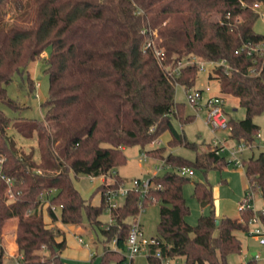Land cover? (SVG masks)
I'll return each instance as SVG.
<instances>
[{
  "label": "trees",
  "instance_id": "obj_1",
  "mask_svg": "<svg viewBox=\"0 0 264 264\" xmlns=\"http://www.w3.org/2000/svg\"><path fill=\"white\" fill-rule=\"evenodd\" d=\"M242 1L0 0V104L20 108L7 86L30 63L44 61L49 77L42 119H13L0 108L2 172L14 179V199L9 201L0 177V264L5 255L3 228L12 218L18 220V264H72L62 257L66 232L56 222L82 225L85 216L103 236L98 264H123L131 221L140 213V203L145 208L155 202L160 204V219L158 235L153 237L156 242L148 245L149 262L185 257L186 264H229V255L241 253L242 241L235 232L248 231L253 209L240 210L241 219L218 217L208 179L195 183L194 195L203 206H210L209 214L200 215L196 225L186 220L190 207L183 187L191 179L177 169L207 173L216 168L214 151L197 152L195 159H189L166 152V146L146 149L147 156L163 160L174 170L153 175L144 196L129 190L117 206H110L106 192L128 181L115 172L126 164L128 146L146 148L169 131L170 147L198 150L197 143L174 123L178 120L184 126L194 120L176 100V88L195 87L199 65L183 67L177 77L166 68L183 58L195 55L202 61L226 62L212 69L211 78H217L221 92L237 97L246 110L242 119L230 117V136L257 142L260 127L254 118L264 113V55H250L245 45L264 41V34L254 28L260 13L253 9L255 2L264 9V0ZM32 5L35 17L29 25L27 10ZM155 30L156 45L164 49L163 62L153 49H144ZM252 66L261 68L260 74H250ZM10 126L26 139L37 137L39 160L34 150H19L8 134ZM244 162L247 191L260 192L264 198V150ZM80 174L107 179L86 199L75 184ZM100 191V205L92 204ZM46 193L52 225L44 216ZM52 205L61 209L60 216ZM108 210L112 222L105 224L100 217ZM261 220L264 224V214Z\"/></svg>",
  "mask_w": 264,
  "mask_h": 264
},
{
  "label": "rangeland",
  "instance_id": "obj_2",
  "mask_svg": "<svg viewBox=\"0 0 264 264\" xmlns=\"http://www.w3.org/2000/svg\"><path fill=\"white\" fill-rule=\"evenodd\" d=\"M34 15L35 5H32L27 10L28 20L26 23L31 25L34 22ZM254 28L257 32L264 34V16L261 15L257 19ZM184 60L187 61V59ZM45 67L46 63L44 61H37L30 63L26 69L15 74L12 82L8 84L7 89L9 95L19 102L20 108L15 110L5 104H0V108L8 116L12 117L13 119H17L19 117L42 119L44 117L45 107H43L42 104L47 99L49 91V77L44 71ZM205 67L207 71L199 72V79L196 86L205 87L208 83H210L213 91L218 93L220 90V84H218L216 81L209 80L207 77L208 70H211L212 66L210 64H205ZM29 80L31 81L32 87ZM225 96V109L228 113V116L233 117L236 120L244 118L246 115V110L240 105L239 99L231 94H227ZM176 100L185 105L186 113L193 115L194 120L185 124L184 126H182L178 120H175V126L179 131H184L190 141L197 143L198 150L196 151L184 146H178L176 148L170 147L168 145V142L171 138L169 131H165L159 138H157L159 143L151 142L146 148H143L140 145L126 147L125 154L127 156V162L126 164L119 167L120 174L128 180L124 184L126 188L132 187L131 180L136 178L145 180L151 178L155 174L163 175L167 171L174 170L172 167L165 165L161 159L149 156L145 158L144 152L146 149L166 146V152L173 151L174 153L182 155L186 158L195 159L197 152L205 153L214 151L211 142L215 137H218L220 140H227V143L231 146H235L237 144L236 140L232 139L230 136V128H219L214 131L211 126L206 123V109L195 108L189 102L186 89L182 85H178L176 88ZM254 121L260 127L259 133L261 134V138H256L257 142L244 150L242 153L244 159H248L252 155L257 156L261 151L264 150V113L257 115L254 118ZM8 134L15 138L17 147L21 152L29 153L31 150H34L35 159L39 158L40 153L36 136L31 139H24V137L18 133L13 126H10L8 129ZM222 157L224 158H221L220 156L217 157L215 154L212 165L216 168L210 169L207 173L200 169H194L195 173L189 176L191 180L186 182L183 187L184 197L188 206L190 207V212L187 215L186 220L191 225L197 224L200 215L209 214L210 212V206H203L194 195L195 183L199 181H205L207 179L210 181L213 188L217 216H230L239 218L240 202L244 199L248 187L245 166H237L234 164V162H228V151L223 153ZM225 161L228 163L224 167ZM156 166H158L160 169L158 170ZM89 177V175L80 174L76 179L78 189L84 196H87L88 198L95 191L93 190V187L98 182V179H90ZM111 178L112 177L109 179ZM124 199L125 196L120 194L116 198V202L122 204ZM250 205L253 206V208L257 211L264 208V198L260 192H254L250 200ZM100 219L105 224L108 223L110 221L109 211H106L104 214H102ZM137 219L141 223L144 235L147 238L157 236V226L160 219V204L156 202L148 204L140 211ZM65 232L67 237V247L63 251L62 256L66 261L72 264L99 263L100 256L104 250V240L100 228H93L85 216L82 225L65 224ZM235 233L242 241V251L241 253L229 255L228 263L246 264L249 260L253 259V253L258 252L260 256L254 260L257 261V264H264V245L260 243L259 239L248 232L236 231ZM96 234L98 235L97 239L94 238V235ZM80 236L84 240L83 243L79 241ZM110 245L112 248L115 247L114 242H112ZM93 255H96V257L92 261ZM2 264H18V260L16 258H10L4 255ZM126 264L155 263L148 261L147 254L144 251L134 256L133 261H131V258L127 257Z\"/></svg>",
  "mask_w": 264,
  "mask_h": 264
},
{
  "label": "built area",
  "instance_id": "obj_3",
  "mask_svg": "<svg viewBox=\"0 0 264 264\" xmlns=\"http://www.w3.org/2000/svg\"><path fill=\"white\" fill-rule=\"evenodd\" d=\"M242 3L244 4L243 1ZM253 9L257 10L260 13V16L261 15L264 16V9L259 2H255L253 4ZM227 17L229 18L230 15L227 14ZM156 38H158V33L155 30L151 32V36L145 42L144 49H148V48L153 49L158 59L160 60V62H163L162 60H163L164 49L159 48L156 45ZM245 46L248 48L250 55L258 53V52L261 56L264 55V41L256 45H252L249 42ZM42 55H46V52H43ZM184 59H187V61ZM196 63L199 65V71H207L205 64H210L212 67H211V70L210 69L208 70V72L212 71V69L216 66L226 65V62L224 60L223 61H202V60H199L198 57L192 56L189 58H183L179 60L175 65L168 64L166 65V68L169 70L172 76L177 77L181 74L183 67L187 65H191V64H196ZM260 72H261V68H258L257 66H252L249 69V73L252 75H258L260 74ZM185 89L187 92V98L189 102L195 108L206 109L207 111L206 123L209 126H211V128L214 131L219 128H230V133H231L232 127L229 123L230 118L225 109V97L221 92L215 93L210 84H207L205 87L195 86L192 88L185 87ZM260 137H261V134L258 132V134L256 135V138L259 139ZM156 142L159 143V140L155 139L153 141V143H156ZM236 142L237 144L235 146L234 145L231 146L227 143V140H220L218 137H215L211 143L213 145V149L217 157L220 156L221 158H224L222 157V154L228 151L229 153V158L227 160L228 162H234V164L237 166H245L242 153L244 152V150L252 146V144L246 143L245 141H236ZM144 156L146 158L147 154L144 153ZM4 160L5 158L3 156L0 157V177H1V180H5L9 184L10 190L8 192V199L13 200L14 195L11 192V185L14 179L6 177L3 174L2 165H3ZM227 161H225L224 167L227 165L228 163ZM156 168L158 170L160 169L158 166H156ZM177 171L184 176H191L195 173V170L189 167L178 168ZM131 182H132V187L126 188L125 185H121L119 188L109 189L106 192L107 200L110 206L119 205V203L116 202V198L120 194L126 196L128 191L131 189L141 191L142 196H144V194L150 189L152 185L150 178L145 179V180L136 178L134 180H131ZM253 194L254 192L251 189L246 192L244 199L240 202L239 210H244L246 208L253 209L254 213H253V216L250 218L249 229L247 232L253 236H256L259 239L260 243L264 245V224L261 220V215L264 214V208L257 211L253 208V206L250 205V200ZM42 201L44 202V204L46 203L47 205L49 204V199L45 198V196H42ZM140 206L142 210L143 209L142 203H140ZM57 208H58L57 206L52 205L53 211L56 212ZM109 222H112L111 217H110ZM79 241L82 243L84 242L82 237H79ZM155 242L156 241L153 237L147 238L144 235V231L141 226V223L139 222L137 217H135L131 221V229H130V233L128 236L127 251L125 255L126 257H129L132 260L134 256H136L139 253H142L145 251L147 254L148 245L150 243H155ZM157 256L161 257V254L158 252ZM259 256L260 255L258 252L253 253V259H257ZM123 264H126V262ZM162 264H186V261L182 262L179 259H177V257H174V258L163 259Z\"/></svg>",
  "mask_w": 264,
  "mask_h": 264
},
{
  "label": "crops",
  "instance_id": "obj_4",
  "mask_svg": "<svg viewBox=\"0 0 264 264\" xmlns=\"http://www.w3.org/2000/svg\"><path fill=\"white\" fill-rule=\"evenodd\" d=\"M207 77L209 80H213V81H216L218 84H219V81L217 78H211V71L208 72L207 74ZM210 82V81H209ZM210 84V83H208ZM219 92H221V90H219ZM222 93V92H221ZM224 96L227 95V94H224L222 93ZM226 97V96H225ZM227 112V111H226ZM228 114V113H227ZM230 118V117H229ZM261 138V137H260ZM259 138V139H260ZM26 139V138H24ZM126 149V148H125ZM145 153V152H144ZM36 159H40V155H39V158H36ZM115 172H118L120 176H122L120 174V171L119 169ZM123 177V176H122ZM90 179H98V182L95 184V186L93 187V190H96L97 187H99L106 179H105V176H100V177H89ZM3 182V188H4V195L8 197V192L10 190V186L9 184L5 181V180H2ZM76 181L75 180V184H76ZM76 187H77V184H76ZM78 188V187H77ZM45 198H49L50 194L49 193H46V195H44ZM84 196V195H83ZM86 199H88L87 196H84ZM92 204L94 205H100L101 201H102V192H98L95 197L92 198ZM46 207H47V203L44 204V216L46 218V222L49 224V225H52V220H51V217L47 214L46 212ZM60 212H61V209L58 207L57 210H56V214L57 216H60ZM234 219H241V216H240V213H239V218H236V217H232ZM17 218H12L11 220H9L6 225L4 226L3 228V241H2V246L5 248V255L10 257V258H16L18 261H19V257H20V253H19V247H18V244H17V241H16V234H15V229L17 228ZM56 225H58L59 227L63 228L65 230V224H63L61 221H58L56 222ZM81 235V234H79ZM81 237V236H80ZM94 238L97 239V236L94 235ZM67 239V237H66ZM82 243V242H81ZM63 254V252H62ZM63 257V256H62ZM177 259H179L180 261H185V257H177Z\"/></svg>",
  "mask_w": 264,
  "mask_h": 264
},
{
  "label": "water",
  "instance_id": "obj_5",
  "mask_svg": "<svg viewBox=\"0 0 264 264\" xmlns=\"http://www.w3.org/2000/svg\"><path fill=\"white\" fill-rule=\"evenodd\" d=\"M217 223H219V220H217Z\"/></svg>",
  "mask_w": 264,
  "mask_h": 264
}]
</instances>
